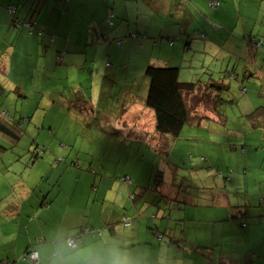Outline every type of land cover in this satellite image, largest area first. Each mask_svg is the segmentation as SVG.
<instances>
[{"label": "crops", "instance_id": "1", "mask_svg": "<svg viewBox=\"0 0 264 264\" xmlns=\"http://www.w3.org/2000/svg\"><path fill=\"white\" fill-rule=\"evenodd\" d=\"M62 1L43 0V4L37 5L40 8L33 18L37 27L46 31L44 38L28 34L25 29L15 33L9 28L10 15L0 9V51L22 54L28 59L22 68L28 72L37 68L38 73L32 75L37 76L36 93L41 99L48 93L52 103L60 100L67 103L68 115H82L81 120L73 119V126L51 125V131L58 128L69 131L84 124L85 131L124 129L133 133L134 138L146 139L140 133L147 129L152 133L150 143L162 144L163 136L150 128L153 122L155 130L153 112L144 104L147 86L144 70L149 64H170L169 59L174 57L172 52L167 54L164 42L160 46L156 31L159 37L162 33L171 37L172 32L190 26L186 21L199 19V8H189L187 0H173L177 4L176 18L181 20L178 27L169 25L175 22H169L172 14L166 0H66L64 9ZM192 1L201 8L197 0ZM217 1L226 7L225 0ZM0 3L5 4L1 0ZM108 11L113 14V35L124 38L122 45L112 41L105 44L110 36L105 27ZM219 12L220 8L216 17ZM63 17L67 19L62 21ZM69 18L72 22H68ZM130 32L145 34L146 38L132 42L128 38ZM52 34L56 36L50 40ZM152 39H157L156 44ZM187 43L190 42L186 41L185 46ZM34 47L37 57L32 63L27 49ZM61 51L64 54L59 57ZM104 56L114 65L106 62L103 65ZM125 57L127 61L123 62ZM135 61L138 66L133 65ZM32 75L18 81L0 75V85L6 87L1 88L0 96L11 91L24 95L28 90L19 83L28 79L30 84ZM52 78L54 82H47ZM56 81H61L60 85ZM135 92H141L139 106L134 104ZM193 95L196 96L195 93L188 96ZM214 95L209 93L210 97ZM253 109L245 108L239 114L243 128L264 129V114L252 116ZM111 116L117 127L108 124ZM194 116L199 121L211 117L222 125L228 122L226 110H214L211 104L206 112ZM50 140L49 143L57 144ZM91 141L89 144L93 145ZM65 145L63 150L58 147L59 153L52 160L45 157L31 164L26 162V168H33L37 161L39 164L38 177L31 178L30 183L27 178L14 182L17 179L9 177L6 166L20 165L25 148L12 159H5L4 152L0 154L3 165L0 166V264H264V144H256L255 152L246 149L244 153H248L237 163L223 164L226 168L223 183L219 178H215L216 184L204 182V189L194 194L193 205L180 199L181 189L175 183L172 189L165 186L163 172V183L159 184V190H153L152 186L159 181L156 178L151 182V177L159 170V163L152 167L144 157L137 158V152L124 162V169L115 167L112 173H107L97 167L103 165V155L97 158L99 153L87 154L82 163L78 157H72L73 146ZM258 147L262 155H258ZM49 148L52 150L51 144ZM59 156H63V162L56 161ZM74 159L83 167L82 171L70 165ZM48 162L52 164L47 165ZM95 163L98 164L93 166ZM122 175H129L132 183L120 182L117 178ZM73 199L79 201L72 203ZM124 218L130 221L129 225L122 224ZM84 229H100V234L85 233ZM158 231L163 233L160 240ZM76 235L78 246L70 249L65 240ZM30 250L38 253L32 262L23 259Z\"/></svg>", "mask_w": 264, "mask_h": 264}, {"label": "rangeland", "instance_id": "2", "mask_svg": "<svg viewBox=\"0 0 264 264\" xmlns=\"http://www.w3.org/2000/svg\"><path fill=\"white\" fill-rule=\"evenodd\" d=\"M1 1L5 4L8 2L16 4L18 9L17 12L19 14L24 13V16L30 19L36 15L40 8L38 7L37 9V5L40 3L43 4V0ZM166 1H168L170 14H172L170 15L169 22H175L169 25L174 24L180 27L181 20L176 18L177 4H175L173 0ZM187 1L189 3V8H199V19L193 18V20L186 21L190 26L187 25L185 29L182 28L180 31L178 29V33H174L175 31L172 32L170 35L171 37L178 36V38L174 40L172 46L168 45L167 38L169 36L166 35V33H162V37H159V35H157L159 34L158 31H156L154 35L157 36V39L160 38V46H164L161 42L165 43L168 49L167 54L170 52L174 53V57L169 59V63L173 66H180L179 81H196L201 79L203 82H207L208 75L205 74H210L214 79L221 77L224 80L223 82L229 84V88L220 94L224 100L230 99L233 100V102L219 104L220 108L226 110V119L228 122L222 125L217 122V119H212L211 117L202 118V120L199 121L198 117L194 116L201 115L210 108L209 94H202L198 97L194 95L188 97V105L194 112L193 121L191 120L189 123L185 124L177 137L171 138L167 136L166 138L163 136V140H168L167 146L163 143H150L152 133H149L147 129L140 133V135L147 136L146 139L142 136L134 138L133 133L125 132L124 129L110 132L107 125L112 123L113 126H116V123L113 122V116L108 119L109 123L106 125L107 129L103 131H85L86 127L83 124V126L77 125V127L69 131L65 128H62V131H60L58 128L53 132L50 131L51 125L54 127L55 125L61 124L65 126L70 124L73 126V119L81 120L82 115L76 114L77 116L74 115V117H72V114L68 115V111L65 108L67 103H63L61 100L58 101V103H52L48 93L41 99V95L36 93V91H39L37 89L39 84H36L37 76L32 75V72H35V74L38 73L37 68L33 67V69L28 72L26 69L22 68V63L28 60L22 57V54L16 55L0 51V75L2 77L9 81H18L28 75H32L30 84L28 83V79L19 83L25 85L28 90L24 95L11 91L6 92L4 97L0 96V109L7 110L9 115L13 116V120L19 121L21 117L29 118L28 121L23 122L19 143L15 147L8 148L3 153L5 159H12V156H20L23 148L26 150L23 156L25 158L21 160L20 165H18V163L15 165L11 164L10 166L8 164L6 165L10 172L9 177H11L12 180L17 179V181L14 182L18 183L20 178H27L30 183L31 178L38 177V161L34 163L33 168H26V162L30 161L31 164L33 160H40L45 157H51L52 160V156L59 153L57 149L60 148V145H64V147L66 146L65 144L72 145V157H78L80 161L83 160L87 154L94 155L99 153L97 158L103 155V165L97 163V167L102 168L107 173H112L115 167H118L120 170L124 169V162L128 160L129 157L136 156L134 154L137 152L139 156L136 157L139 159L141 156L142 158L144 157L148 160L149 164H152V167H157L159 163V170L164 174L165 186L172 189V185L175 183L181 189L180 199L184 202L189 201V204L193 205L194 194L200 189H204V182L207 184L211 182L216 184L215 178H219L223 183L222 173L226 170V168L222 166L223 164L227 163L230 165L232 163H237L248 153H244L246 149L250 152H255L256 144L257 146H259L260 143L264 144V129L245 130L242 126V119L239 116L241 111L245 108L264 105V44L257 47L252 41H249V38L250 40H254L255 37L258 38L259 41L264 40V1L225 0L226 7H224L225 5L223 3L219 2L220 5L216 8L210 7L209 0H197L201 8L198 7L196 3H192V0ZM221 1L224 2V0ZM54 2L55 1L52 2L53 5H55ZM64 2L67 1H62L63 9L65 8ZM22 7H24V9L21 11L20 8ZM66 7H69L68 3H66ZM219 8V17H216ZM5 12H7L6 8ZM66 19L67 17H63L62 21ZM68 22H72V19L69 18ZM163 22L164 21H159L160 24ZM106 25L105 27L109 29V38L115 37L111 35L109 25L107 23ZM177 26L174 27L177 28ZM9 28L17 29L11 25ZM20 30H22L21 27L18 28L15 33L20 32ZM194 31H198L199 33L201 31L205 32V38H200L194 34ZM60 32L64 33L62 30H60ZM52 35L53 36L50 37L55 38L56 35ZM64 38L66 39L65 35ZM134 41L136 40L132 42ZM153 41L154 39H152V42ZM186 41L190 42L189 49L184 51ZM112 42L115 43L114 41ZM42 44L43 43L40 45L43 47L44 45ZM105 44L109 45L107 40ZM156 49L157 48L154 47L155 55L157 54ZM27 50L31 52L28 55V58H30L29 61L34 63L37 57V53L34 52L35 47ZM163 55L167 58L165 54ZM119 59L120 56L117 60ZM126 61L127 58L125 57L123 62ZM105 62L106 65H114L107 56H104L102 64L105 65ZM133 65L138 66V63L135 61ZM234 66L236 69L235 72L238 74L232 73V77H224L227 73L226 69L233 70ZM9 67L10 70H7ZM248 71L254 73L252 75L254 77L245 78L244 73H248ZM49 81L54 82V79L47 80V82ZM60 82H58L59 85ZM51 86L54 88V85ZM4 87V84L0 85V92L2 90L1 88ZM242 87L246 88L245 92L240 90ZM134 98V104L139 106V99H142L141 92L140 94L135 92ZM145 108L152 112L150 108L146 106ZM93 118L95 120L97 119L96 116H93ZM71 119L72 121H70ZM32 125H35L37 130ZM152 125L153 122L150 128L151 131L155 133ZM1 137L2 136H0V143H6V141L2 139L3 137ZM61 137L65 139H61ZM50 139H52V141H57V144L53 142L49 143V141H51ZM33 140L35 141L34 143L46 148L37 156H34L35 152L32 149ZM60 140H65V142H61ZM90 141L93 142V145L89 144ZM102 141L105 142L101 147ZM50 144L52 150L49 148ZM260 148L261 147H258V155H262V152L259 151ZM60 149L63 150V148ZM152 154L154 157H151ZM120 156H122L121 160L119 159ZM74 160L76 161V159ZM81 162L83 163V161ZM117 162H120V165H117ZM48 164L51 165L52 162H48L47 165ZM97 164L95 163L93 166ZM0 166L3 167L1 160ZM79 166L81 165L79 164ZM199 167H201V172ZM75 168L80 169V171L83 169L82 166L80 168ZM35 173L36 175H34ZM155 176L154 174V176L151 177V182L156 179ZM19 189H21V187ZM75 201L79 200L73 199L72 203ZM183 204L184 203H181V205Z\"/></svg>", "mask_w": 264, "mask_h": 264}, {"label": "trees", "instance_id": "3", "mask_svg": "<svg viewBox=\"0 0 264 264\" xmlns=\"http://www.w3.org/2000/svg\"><path fill=\"white\" fill-rule=\"evenodd\" d=\"M214 1V0H211ZM209 1V5L210 2ZM217 1V0H216ZM217 5H210L211 8H216L219 6V1H217ZM7 10V13L11 17V26L17 29H13L15 31L18 30V28L25 29V31L28 34L36 35L38 38H44L47 34L45 30L42 28L37 27V22L34 18H27L24 15H18L17 12V5L11 2H8L7 4H1L0 3V9ZM113 14L112 11H108L107 17H106V23L110 27L111 35L114 34V23H113ZM194 34L199 36L200 38H205V32H198L194 31ZM49 35L50 40L53 39ZM110 37V36H109ZM107 37V42L114 41L117 45H122L123 43V37ZM128 37L132 40H139L142 41L146 38L145 34L137 33V32H130L128 34ZM178 36L175 37H168V44L171 46L174 43V40H176ZM252 41L255 46H260L262 44V41L258 40H250ZM157 39H154L153 43L156 44ZM189 45V43H187ZM185 46L184 51L189 48V46ZM59 54V57L64 54V51H61ZM179 71L180 66H173L170 64H162V65H156V64H149L146 66L144 70V76L147 79V86H146V93L144 97V104L146 107L150 108L154 115V125H155V131L161 135L167 138H175L177 137L183 126L187 123H189L191 120L193 121V114L190 106L188 105V95L195 93V95L198 97L202 94H209L211 92H214L215 95L212 97H209L210 104L212 105V108L214 110H218L219 104H222L224 102L232 103L233 100H224L221 97V92L227 90L229 88V84L223 82L224 80L219 77L218 79H214L212 75H208V81L203 82V80L199 79L196 81H179ZM235 66L233 70L226 69V74L224 77H232V73L238 74L235 72ZM221 73V72H219ZM253 75L252 72L244 73L245 78L251 77ZM244 89V90H243ZM241 91H246L245 87H242L240 89ZM211 96V95H210ZM218 112V111H217ZM260 114H264V105H258L255 106L253 111L250 115L252 116H259ZM21 120H13V116L9 115L7 110H1L0 109V136L3 140L6 141V143L2 144L0 143V154L2 152H5L8 148H12L21 138V129L23 126L24 121H28V117H21ZM51 131V129H50ZM5 138V139H4ZM33 140L32 149L35 152L34 156H37L39 153H42L46 148L43 146H39V144L34 143ZM163 144L165 146L168 145V140H164ZM64 146V145H62ZM60 145V147H62ZM64 148V147H62ZM64 158L63 156L56 157L57 162H63ZM77 160V159H76ZM72 166L81 167L78 164V161L72 160L71 164ZM155 178L158 179L159 183L157 185H153V190H159V184L163 183L162 179V171L156 170L155 172ZM129 178L130 183H127V185L132 183V179L129 175H122L119 176L117 179L120 181V178ZM156 181V182H158ZM122 182V181H120ZM124 183V182H123ZM126 184V183H125ZM135 194L131 193L130 197L134 198ZM82 232V231H81ZM159 232V231H158ZM163 237V233L160 232ZM77 238L79 237L76 235ZM161 237V238H162ZM160 238V239H161ZM79 239V238H78ZM158 239V238H157ZM158 239V240H160ZM171 242L173 244H177V242L174 240ZM66 243V242H65ZM67 245V244H66ZM78 246V243H77ZM76 246V247H77ZM68 247V246H67ZM70 248V249H75ZM27 251L26 253H28ZM25 253V254H26ZM212 264V263H208Z\"/></svg>", "mask_w": 264, "mask_h": 264}, {"label": "built area", "instance_id": "4", "mask_svg": "<svg viewBox=\"0 0 264 264\" xmlns=\"http://www.w3.org/2000/svg\"><path fill=\"white\" fill-rule=\"evenodd\" d=\"M217 3L218 2L216 0H214V1L210 2V5L214 6V5H217ZM120 181H122V182H124L126 184L130 183V179L129 178H125V177L120 178ZM122 224L124 226H127V225L130 224V221L127 218H124L122 220ZM242 225H244V223H242ZM83 232L90 233V234H93V235L94 234H98L99 235L100 234V229H96V230L95 229H84ZM156 235H157L158 239H160L162 237V234L160 232H157ZM78 238H77V236H70V237L66 238L65 242H66L68 247L74 248V247L77 246V243H78V240H79ZM37 258H38V253H37L36 250H30L28 253L23 255V259H27V260H29L31 262L35 261Z\"/></svg>", "mask_w": 264, "mask_h": 264}]
</instances>
